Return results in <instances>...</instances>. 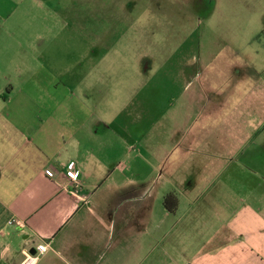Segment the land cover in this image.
Listing matches in <instances>:
<instances>
[{
	"label": "rangeland",
	"instance_id": "1",
	"mask_svg": "<svg viewBox=\"0 0 264 264\" xmlns=\"http://www.w3.org/2000/svg\"><path fill=\"white\" fill-rule=\"evenodd\" d=\"M0 37L49 53L124 138L113 172L124 188L96 198L116 213L130 196L143 216L129 229H144L147 249L191 246L219 218L264 212V0H0Z\"/></svg>",
	"mask_w": 264,
	"mask_h": 264
},
{
	"label": "crops",
	"instance_id": "2",
	"mask_svg": "<svg viewBox=\"0 0 264 264\" xmlns=\"http://www.w3.org/2000/svg\"><path fill=\"white\" fill-rule=\"evenodd\" d=\"M16 41L0 37V264H23L40 243L48 249L32 264H264V212L251 209L219 218L197 244L147 249L144 229H129L143 216L129 211L130 196L116 213L96 198L124 188L113 178L124 138L66 87L49 53H18Z\"/></svg>",
	"mask_w": 264,
	"mask_h": 264
},
{
	"label": "built area",
	"instance_id": "3",
	"mask_svg": "<svg viewBox=\"0 0 264 264\" xmlns=\"http://www.w3.org/2000/svg\"><path fill=\"white\" fill-rule=\"evenodd\" d=\"M65 177L68 181H70L73 184H76L77 182V173L74 171L73 169V163H69L67 165V170L65 173ZM16 224L18 226L21 225V223L19 221H11L10 224ZM48 247L45 243H40L38 245H36V251L33 255L28 256L23 264H32L35 262V260H37V258L41 255H43L46 251H47Z\"/></svg>",
	"mask_w": 264,
	"mask_h": 264
},
{
	"label": "trees",
	"instance_id": "4",
	"mask_svg": "<svg viewBox=\"0 0 264 264\" xmlns=\"http://www.w3.org/2000/svg\"><path fill=\"white\" fill-rule=\"evenodd\" d=\"M172 195L171 194H168L164 197L163 199V206L165 207V209L168 211V212H174V209H173V204H170V199H171ZM174 199V198H173ZM175 203V201H174Z\"/></svg>",
	"mask_w": 264,
	"mask_h": 264
}]
</instances>
